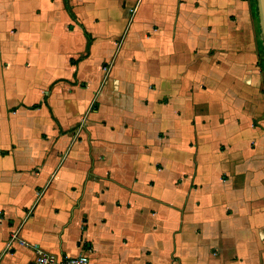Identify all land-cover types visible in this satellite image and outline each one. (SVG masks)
Wrapping results in <instances>:
<instances>
[{"label":"crops","instance_id":"1","mask_svg":"<svg viewBox=\"0 0 264 264\" xmlns=\"http://www.w3.org/2000/svg\"><path fill=\"white\" fill-rule=\"evenodd\" d=\"M69 4L0 0V264H264L252 1Z\"/></svg>","mask_w":264,"mask_h":264},{"label":"built area","instance_id":"2","mask_svg":"<svg viewBox=\"0 0 264 264\" xmlns=\"http://www.w3.org/2000/svg\"><path fill=\"white\" fill-rule=\"evenodd\" d=\"M85 122L83 121L78 128L74 131L76 137H80L83 134ZM12 240L9 243V248H13V244L19 241L18 232H14ZM33 264H90V256L88 253H82L77 257H58L47 252H38L36 260Z\"/></svg>","mask_w":264,"mask_h":264},{"label":"rangeland","instance_id":"3","mask_svg":"<svg viewBox=\"0 0 264 264\" xmlns=\"http://www.w3.org/2000/svg\"><path fill=\"white\" fill-rule=\"evenodd\" d=\"M252 1V3H254V0H251ZM258 2V1H257ZM110 16H113V18L114 19H116L117 18V16H118V14H111ZM134 24V23H133ZM257 24H258V29H259V47H260V42L261 41H263V35H262V28H260V20H258V22H257ZM132 27V24H130L129 26H128V28H127V31H126V33L123 35V39H122V36L120 35L119 36V41H120V39H122V42H124V40H125V38L128 36V34H129V29ZM111 32H113L114 33V35L115 36H118V30H111V31H108V34L109 33H111ZM118 41V42H119ZM263 43H264V41H263ZM99 55H97L96 57H98ZM104 58H107L108 57V55L106 54V55H104L103 56ZM117 60V56L114 58V60H113V63L115 62ZM118 63V62H117ZM117 65V64H116ZM19 80H21V78L19 77V78H17V81H19ZM21 81H23V80H21ZM38 81H40L41 83H46L47 82V80H44V79H38ZM111 87H112V85H111ZM107 88V87H106ZM42 125H47V123H39L38 121H37V125L36 126H42ZM0 142H1V139H0ZM29 144H26V143H21L20 144V146L19 147H27ZM31 145L32 146H34V149L36 150L37 149V146L35 145V143H34V141H33V143H31ZM2 146V144L0 143V147ZM22 148H21V151H22ZM20 151V153H17V155L15 156V159H16V167L17 168H19V169H22V168H24V170H26V168L27 167H29V166H34V164H35V162L36 161H29L28 160V156H27V154L26 153H23V152H21ZM17 158H20V162L18 163V160H17ZM36 181L35 180H32L31 178H29L28 179V181H26L25 182V186L27 187V185H32L33 183H35ZM20 185H21V183H20ZM18 186V185H17Z\"/></svg>","mask_w":264,"mask_h":264},{"label":"trees","instance_id":"4","mask_svg":"<svg viewBox=\"0 0 264 264\" xmlns=\"http://www.w3.org/2000/svg\"><path fill=\"white\" fill-rule=\"evenodd\" d=\"M66 8L69 11L72 19L75 20V16L72 13V8H71V6L69 4V0H66ZM252 13H253L254 18H256V20L258 21L259 20V8H258L257 0H254V3H252ZM84 33H86V36L88 38L87 50L89 51V48H90V45H91V42H92V36L89 33H87L86 31ZM260 43H261L260 47H259L260 60L262 62L263 68H264V43H263V41H261Z\"/></svg>","mask_w":264,"mask_h":264},{"label":"water","instance_id":"5","mask_svg":"<svg viewBox=\"0 0 264 264\" xmlns=\"http://www.w3.org/2000/svg\"><path fill=\"white\" fill-rule=\"evenodd\" d=\"M258 8H259V20H260V28H262V35L264 41V0H257Z\"/></svg>","mask_w":264,"mask_h":264}]
</instances>
